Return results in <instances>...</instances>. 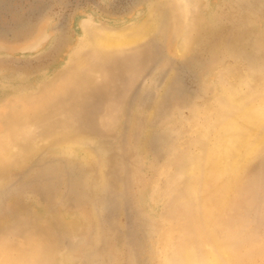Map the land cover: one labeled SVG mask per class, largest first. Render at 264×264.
<instances>
[{
	"label": "rangeland",
	"instance_id": "1",
	"mask_svg": "<svg viewBox=\"0 0 264 264\" xmlns=\"http://www.w3.org/2000/svg\"><path fill=\"white\" fill-rule=\"evenodd\" d=\"M227 90L264 100V0H0V264H264V143L201 202Z\"/></svg>",
	"mask_w": 264,
	"mask_h": 264
},
{
	"label": "bare ground",
	"instance_id": "2",
	"mask_svg": "<svg viewBox=\"0 0 264 264\" xmlns=\"http://www.w3.org/2000/svg\"><path fill=\"white\" fill-rule=\"evenodd\" d=\"M148 21H146V22H148ZM153 21H154V18H153ZM143 23L145 24V22H143ZM135 26L136 27L134 29L132 28V30H133L132 34L129 33L130 32L129 27L122 28V30L120 32H108V31L103 32L101 30L102 31L101 34L97 37L95 36L96 37V42H95L96 48H98V50H100V51H103L104 53L105 52L109 53V52L116 50V49H119L121 47L123 48V46H126V45L128 46V44H130L131 42H134L135 40H137L139 38V35L142 31L141 24H137ZM143 26H145V25H143ZM144 30H146V29H144ZM144 30H143V32H144ZM145 34H147V33H145ZM145 34H143V37H145ZM134 43H136V42H134ZM84 44L85 43L83 41H81V43L79 44L78 47L82 48ZM178 51H180V48ZM251 83H252V81H251ZM226 92H227L228 96L226 95L227 97H226V101H224V104H227L230 106L232 105V111H230L232 113V116H231V118L228 116H225L222 112H220L219 107L212 110V114L214 113L215 114L214 117L217 118V121H215V122H217V124L213 125V126H215V127H213L214 131H215L214 138H215V140L217 139V141L220 143V145H217V147L208 148V154H207V157L205 158L204 165H203V168L205 170L204 171L205 177H206L205 180H210L214 184V187L212 188V190L207 191V193L205 194V196L201 200L202 204L204 205L205 212H206V214H209V216L214 214V212H215L214 210H216L217 207H222V205H224L223 203L225 202L227 192H228V190L230 188V184H231V180H230L231 173H233L237 169L242 168V166L245 163H247V160L249 159V157H251L252 155L256 154L258 151H260L259 148H261V145L264 143V100L262 101L261 99L260 100L256 99V100H252V101L244 103L243 102L244 98L238 99V98H235L233 96L235 91L232 90L229 92V90H227ZM247 100H248V98H247ZM224 104H221V105H224ZM210 106H212V105H210ZM225 107L227 108V106H225ZM202 117L203 116H201V118ZM211 119H212V117H211ZM205 126L208 127V125H206V124H205ZM205 126H202L203 130L207 129ZM203 143H204V141H203ZM78 144H79V142H78ZM78 144L76 143V145H78ZM66 145H67V143H66ZM67 146L69 147V145H67ZM72 146L75 147L74 145H72ZM69 149L71 150V148H69ZM73 151H76V149ZM200 152H202V150ZM76 153H79V152H76ZM204 154H206V153H204ZM86 159H87V157H86ZM198 159H199V157H198ZM189 162H191V161H189ZM187 165H189V164H187ZM193 167L194 166L191 165L192 170H193ZM201 169H202V167H201ZM212 246H214V245H212ZM206 264H224V263L220 260H217V259H211Z\"/></svg>",
	"mask_w": 264,
	"mask_h": 264
}]
</instances>
